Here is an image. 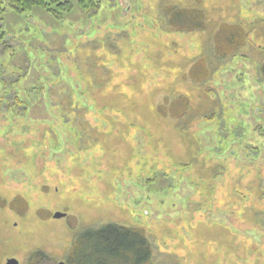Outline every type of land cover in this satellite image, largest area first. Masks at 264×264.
Segmentation results:
<instances>
[{"label":"rangeland","instance_id":"obj_1","mask_svg":"<svg viewBox=\"0 0 264 264\" xmlns=\"http://www.w3.org/2000/svg\"><path fill=\"white\" fill-rule=\"evenodd\" d=\"M69 1L0 0V264H67L110 222L143 228L154 264H264V0ZM166 5L215 31H173ZM221 22L249 37L223 58Z\"/></svg>","mask_w":264,"mask_h":264},{"label":"trees","instance_id":"obj_2","mask_svg":"<svg viewBox=\"0 0 264 264\" xmlns=\"http://www.w3.org/2000/svg\"><path fill=\"white\" fill-rule=\"evenodd\" d=\"M9 5L18 12L43 8L61 19L72 8V3L69 0H9ZM80 5L88 15H96L100 12L102 0H80ZM165 9H168L167 14L170 18V23L174 26L172 27L173 31L209 30L208 33L211 34L215 31L214 27L207 23V16L203 8L195 6L178 8L166 5ZM219 25L221 26L216 32V39L219 41L207 46L210 50H214L215 55L219 58H223L229 53L235 54L236 51L234 50L243 47L248 42L249 37L242 24L229 25L221 22ZM261 48V50H264V47ZM207 73V67L203 65V69L200 68L198 71V80L204 78ZM260 73L264 79V63L261 65ZM3 80H1L3 85L4 83H9ZM13 84L11 85L12 87ZM40 89L43 94L46 93V95L50 96L51 91L44 86L40 87ZM180 97L182 95L175 97L174 101L176 104H180L177 101ZM15 98V105H19L17 101L21 102V100L18 96ZM183 99L185 100L184 97ZM189 109H191L189 105L186 110L180 109L179 120L190 116ZM159 112L162 115H167L166 106L162 105ZM71 246L66 259L67 264H154L155 250L153 244L141 227L110 222L97 227L85 228L75 236ZM43 256V253H37L38 259Z\"/></svg>","mask_w":264,"mask_h":264},{"label":"water","instance_id":"obj_3","mask_svg":"<svg viewBox=\"0 0 264 264\" xmlns=\"http://www.w3.org/2000/svg\"><path fill=\"white\" fill-rule=\"evenodd\" d=\"M63 216H64V213H61V212L55 213V217H57V218H60V217H63ZM4 264H20V262L16 258H9L7 260V262L4 263ZM60 264H63V262L60 263Z\"/></svg>","mask_w":264,"mask_h":264}]
</instances>
